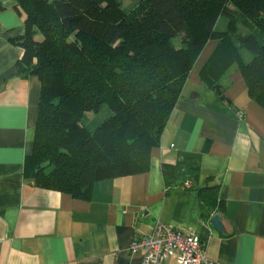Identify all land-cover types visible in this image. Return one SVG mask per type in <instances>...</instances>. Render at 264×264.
I'll list each match as a JSON object with an SVG mask.
<instances>
[{
  "label": "trees",
  "instance_id": "obj_1",
  "mask_svg": "<svg viewBox=\"0 0 264 264\" xmlns=\"http://www.w3.org/2000/svg\"><path fill=\"white\" fill-rule=\"evenodd\" d=\"M14 1L23 17V33L11 39L22 50L17 71L40 82L24 162L25 176L38 187L83 200L99 180L146 172L211 39L217 42L199 79L230 100L220 79L237 65L249 97L264 108V0H140L128 13L119 0ZM220 17L228 19V29H217ZM240 20L252 29L238 43L233 36ZM103 106L110 114L90 129L85 113ZM198 173L194 153L162 165L167 187ZM204 199L209 195L203 206Z\"/></svg>",
  "mask_w": 264,
  "mask_h": 264
},
{
  "label": "crops",
  "instance_id": "obj_2",
  "mask_svg": "<svg viewBox=\"0 0 264 264\" xmlns=\"http://www.w3.org/2000/svg\"><path fill=\"white\" fill-rule=\"evenodd\" d=\"M0 6V264H141L129 246L157 221L197 234L217 264H264V108L244 80L239 97L226 93L232 103L204 84L202 93L183 86L148 170L99 180L89 199H76L25 176L40 82L17 71L15 1ZM186 152L199 155L198 177L167 187L163 163ZM215 214L222 232L209 223Z\"/></svg>",
  "mask_w": 264,
  "mask_h": 264
},
{
  "label": "built area",
  "instance_id": "obj_3",
  "mask_svg": "<svg viewBox=\"0 0 264 264\" xmlns=\"http://www.w3.org/2000/svg\"><path fill=\"white\" fill-rule=\"evenodd\" d=\"M191 185V181L184 183L186 188ZM129 251L140 253L141 264H160L168 258L180 264H217L208 258L197 234L162 221H157L149 234L135 238Z\"/></svg>",
  "mask_w": 264,
  "mask_h": 264
},
{
  "label": "rangeland",
  "instance_id": "obj_4",
  "mask_svg": "<svg viewBox=\"0 0 264 264\" xmlns=\"http://www.w3.org/2000/svg\"><path fill=\"white\" fill-rule=\"evenodd\" d=\"M122 9L128 13L130 12L136 5L140 2V0H119ZM228 19L225 17H220L216 24L217 29L224 30L228 29ZM252 29L251 26H248L247 23L241 22V20L237 23V28L235 31V41L239 43V38L248 33ZM239 37V38H238ZM216 39L209 40L201 51L198 59L196 60L194 67L191 71V75L187 78L184 90L185 92H203V82L199 79L198 70L210 55L212 49L216 45ZM241 53L245 60H249L251 58V53L245 48L241 49ZM222 85H225L227 88L228 95H233L234 97H239L241 94L242 88L244 86L243 78L240 74V71L237 68V65H231L226 71L222 74L220 79ZM110 109L106 106H103L98 113L94 112H86L83 118V123L87 125L90 129H94L101 121H103L109 114Z\"/></svg>",
  "mask_w": 264,
  "mask_h": 264
},
{
  "label": "water",
  "instance_id": "obj_5",
  "mask_svg": "<svg viewBox=\"0 0 264 264\" xmlns=\"http://www.w3.org/2000/svg\"><path fill=\"white\" fill-rule=\"evenodd\" d=\"M218 88V87H216ZM209 223L218 231L222 232L224 231V226L222 223V217L219 214H215L213 215L210 219H209Z\"/></svg>",
  "mask_w": 264,
  "mask_h": 264
}]
</instances>
